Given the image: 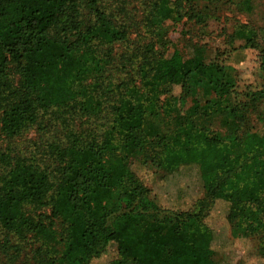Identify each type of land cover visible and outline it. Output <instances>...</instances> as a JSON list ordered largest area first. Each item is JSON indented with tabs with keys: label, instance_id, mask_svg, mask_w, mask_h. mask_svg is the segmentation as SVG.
I'll return each instance as SVG.
<instances>
[{
	"label": "trees",
	"instance_id": "obj_1",
	"mask_svg": "<svg viewBox=\"0 0 264 264\" xmlns=\"http://www.w3.org/2000/svg\"><path fill=\"white\" fill-rule=\"evenodd\" d=\"M195 1L148 0L145 29ZM115 18L109 0H0V138L45 118L66 133L38 160L11 164L0 149L1 232L29 237L34 264H93L111 251L110 264H215L205 220L221 203L229 238L250 241L264 260V127L221 138L198 124L239 122L264 100V49L255 33L239 27L232 36L241 46L218 51L209 64L186 61L176 49L164 58L148 44L119 62L114 81L113 46L128 38ZM237 51L253 53L257 85L237 84L230 62ZM193 77L204 87L187 107ZM159 113L169 130L151 136L144 126ZM77 120L86 126L79 133ZM184 167H194L201 183L186 210L162 208L138 176L162 184ZM43 208L48 216L33 214Z\"/></svg>",
	"mask_w": 264,
	"mask_h": 264
},
{
	"label": "rangeland",
	"instance_id": "obj_2",
	"mask_svg": "<svg viewBox=\"0 0 264 264\" xmlns=\"http://www.w3.org/2000/svg\"><path fill=\"white\" fill-rule=\"evenodd\" d=\"M174 0H169L170 5ZM111 12L116 17L115 22L124 25L128 32L127 42L113 46L114 64L110 68L114 81H120L118 72L119 62H124L130 54L153 45L156 55L168 58L176 49L189 62L201 61L209 64L218 51L227 47L238 48L241 41L233 38V33L239 27H246L255 33V42L264 49V0H198L193 3H183L178 14L169 15V19L152 29L146 30L144 21L146 9L149 10L148 0H109ZM152 10V9H151ZM149 10V11H151ZM82 19L89 22L91 14L82 8ZM125 55V56H124ZM253 53L237 51L233 54L231 64L236 69V82L239 86L256 85L258 80L253 74L251 58ZM10 75L14 84L17 77L10 66ZM204 87L193 77L186 88V106L192 102V95ZM178 90L175 89L177 94ZM48 119V118H47ZM200 127L210 130L216 136L242 138L253 132H261L264 127V100L256 102L254 107L244 115L239 122L226 121L222 118H200ZM86 126L81 121H75L73 131L79 133ZM144 130L151 136L164 134L169 130V122L161 113L147 120ZM66 133L59 126L46 124V118L27 129L15 138H0L1 151L10 157L11 164L18 157L40 159L46 157L50 147L62 144ZM1 172V170H0ZM138 176L149 188L156 202L164 209L179 211L188 209L201 196V183L194 167H184L172 174L162 184L155 183L149 176ZM33 213V210L31 211ZM49 215V209L43 208L33 214ZM226 206L217 204L205 220L206 226L213 232L211 244L214 251L215 264H264L254 245L248 240H233L229 238L226 227ZM53 228L61 230L59 221ZM7 239V242H5ZM5 245V248L3 246ZM19 251L15 253L13 247ZM32 245L29 237H20L14 233H2L0 230V264H34ZM115 258L114 251L93 264H110Z\"/></svg>",
	"mask_w": 264,
	"mask_h": 264
}]
</instances>
